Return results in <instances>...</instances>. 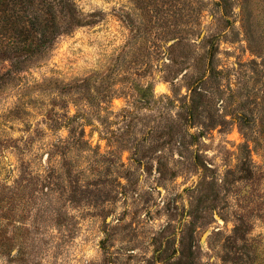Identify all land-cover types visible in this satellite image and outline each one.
Masks as SVG:
<instances>
[{
  "label": "rangeland",
  "instance_id": "1",
  "mask_svg": "<svg viewBox=\"0 0 264 264\" xmlns=\"http://www.w3.org/2000/svg\"><path fill=\"white\" fill-rule=\"evenodd\" d=\"M0 264H264V0H0Z\"/></svg>",
  "mask_w": 264,
  "mask_h": 264
}]
</instances>
